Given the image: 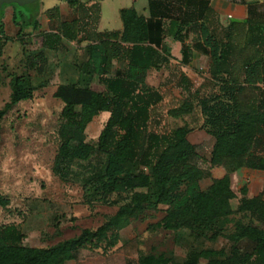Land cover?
I'll return each mask as SVG.
<instances>
[{
	"label": "trees",
	"instance_id": "16d2710c",
	"mask_svg": "<svg viewBox=\"0 0 264 264\" xmlns=\"http://www.w3.org/2000/svg\"><path fill=\"white\" fill-rule=\"evenodd\" d=\"M64 1L75 16L63 20L58 7L46 11L58 27L56 35L46 34L45 38L78 42L82 33H90L86 68L98 76L108 95L89 85L58 86L54 97L63 103L61 144L52 172L61 181L70 182L78 175V164L96 154L104 155V171L83 178L85 194L93 192L101 202L114 194H127L129 199L97 230L86 229L48 248L21 245L23 234L18 228L4 227L0 231V264H66L75 261L80 250L90 244L106 242L113 248L133 221L161 206L167 207L165 216L153 228L187 230L212 240L225 237L230 243L221 250L191 249L180 264H201L203 260L207 264H264L263 228L238 220L234 231L225 233L234 214H249L251 220L264 223V190L251 197L245 187L236 210L232 204L237 199L232 176L242 169L264 172V20L232 21L227 27L211 17L196 26L180 23L175 39L184 43L187 30L197 28L212 64L208 78L195 92L163 106L164 95L146 81L149 71L170 64L171 55L165 45H153L149 21L134 8L124 9L120 14L122 31L98 33L100 3ZM8 6L21 7L4 5L0 11V58L9 41L4 21ZM38 16L28 18L13 10L19 40L30 34L31 28L40 30ZM48 43L46 47L56 49ZM114 63L121 64L122 69L112 75ZM36 90L29 76L12 78L10 99L0 109V142L4 118L19 103L31 100ZM155 107L167 108L168 117L180 121L199 113L200 129L214 140L210 166L224 168L222 178L202 189L201 181L210 173L197 164L198 149L188 138L194 130L191 125L185 123L162 135L146 130ZM103 113H109V119L97 145L90 144L87 128ZM9 205L10 200L0 196V209ZM172 263L163 253H144L139 260V264Z\"/></svg>",
	"mask_w": 264,
	"mask_h": 264
},
{
	"label": "rangeland",
	"instance_id": "374dc122",
	"mask_svg": "<svg viewBox=\"0 0 264 264\" xmlns=\"http://www.w3.org/2000/svg\"><path fill=\"white\" fill-rule=\"evenodd\" d=\"M62 1L39 0L30 6H8L4 12L9 41L0 58V109L10 99L14 76H29L37 90L31 100L14 107L2 123L0 196L8 198L10 205L0 209V231L4 227H17L23 234L20 244L33 248L52 247L80 235L86 229L97 230L129 199L127 194H114L101 202L93 192L85 194L83 178L104 171L107 161L104 155L96 154L90 161L78 164V175L70 182L61 181L52 172L61 144L59 129L63 103L54 97L58 86L89 85L108 95L98 76L86 68L92 38L90 33H82L78 42L45 38L46 34L56 35L58 24L50 20L44 10ZM14 9L28 18L38 14L40 30L32 31L31 28L30 34L19 40V28L12 20ZM46 41L56 49L46 47ZM119 69L122 65L114 63L111 74H116ZM197 82L203 80L197 79ZM162 108L151 109L146 130L162 135L185 123L191 125L194 130L189 140L198 149L197 164L210 173L201 181L202 189L206 190L215 179L225 175L224 168L212 169L210 166L214 140L200 129L199 113L180 121L168 117V109ZM106 115L101 114L88 126L87 141L90 144L97 145L108 121ZM244 171L233 177V189L237 193V199L232 203L235 210L243 188L248 187L251 197L264 190V172ZM166 208L161 206L159 210H149L141 219L133 221L120 233L121 241L117 246L108 247L106 242L90 244L80 250L75 261L66 264H139L140 255L144 253H163L171 257L172 264H180L191 249L221 250L229 247L225 237L212 240L197 237L187 230L167 232L153 228L165 216ZM238 220L264 229V223L251 220L249 214H234L228 219L226 235L234 231ZM110 236L112 238V233ZM201 264L207 262L203 260Z\"/></svg>",
	"mask_w": 264,
	"mask_h": 264
},
{
	"label": "crops",
	"instance_id": "0c3cea01",
	"mask_svg": "<svg viewBox=\"0 0 264 264\" xmlns=\"http://www.w3.org/2000/svg\"><path fill=\"white\" fill-rule=\"evenodd\" d=\"M82 1L89 5L100 3L101 20L98 33L122 31L123 23L120 14L124 9L134 8L149 21L153 45H165L171 55L170 64L159 71H149L146 81L150 87L159 90L164 95L163 106L182 101L188 97L189 93L195 92L202 83H198L197 79L208 78V71L212 64L209 50L199 37L197 28L187 30L184 43L175 39L180 23L189 22L196 26L201 24L206 17H211L217 23L227 27L232 21L264 20V0ZM56 7L60 9L64 20H71L75 16L74 11L64 0L54 3L51 8L44 10V12ZM107 114L108 120L110 114ZM202 132L209 139H213L204 130ZM244 170L250 171V169H242L236 174Z\"/></svg>",
	"mask_w": 264,
	"mask_h": 264
},
{
	"label": "water",
	"instance_id": "95a60500",
	"mask_svg": "<svg viewBox=\"0 0 264 264\" xmlns=\"http://www.w3.org/2000/svg\"><path fill=\"white\" fill-rule=\"evenodd\" d=\"M39 0H0V11L4 5L17 4L21 7L32 5Z\"/></svg>",
	"mask_w": 264,
	"mask_h": 264
},
{
	"label": "built area",
	"instance_id": "2783aa9c",
	"mask_svg": "<svg viewBox=\"0 0 264 264\" xmlns=\"http://www.w3.org/2000/svg\"><path fill=\"white\" fill-rule=\"evenodd\" d=\"M263 90H264V87H263Z\"/></svg>",
	"mask_w": 264,
	"mask_h": 264
}]
</instances>
